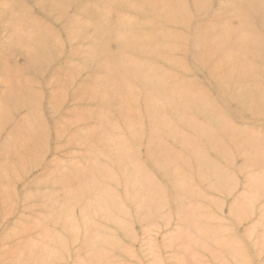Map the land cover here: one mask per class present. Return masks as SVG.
I'll list each match as a JSON object with an SVG mask.
<instances>
[{
  "label": "rangeland",
  "instance_id": "obj_1",
  "mask_svg": "<svg viewBox=\"0 0 264 264\" xmlns=\"http://www.w3.org/2000/svg\"><path fill=\"white\" fill-rule=\"evenodd\" d=\"M0 264H264V0H0Z\"/></svg>",
  "mask_w": 264,
  "mask_h": 264
}]
</instances>
